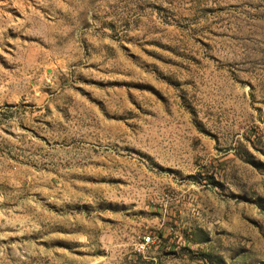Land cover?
<instances>
[{
	"label": "rangeland",
	"instance_id": "obj_1",
	"mask_svg": "<svg viewBox=\"0 0 264 264\" xmlns=\"http://www.w3.org/2000/svg\"><path fill=\"white\" fill-rule=\"evenodd\" d=\"M0 264H264V0H0Z\"/></svg>",
	"mask_w": 264,
	"mask_h": 264
},
{
	"label": "built area",
	"instance_id": "obj_2",
	"mask_svg": "<svg viewBox=\"0 0 264 264\" xmlns=\"http://www.w3.org/2000/svg\"><path fill=\"white\" fill-rule=\"evenodd\" d=\"M154 244V239L151 235H146L141 238V241L137 244L138 251L143 252L147 247Z\"/></svg>",
	"mask_w": 264,
	"mask_h": 264
}]
</instances>
